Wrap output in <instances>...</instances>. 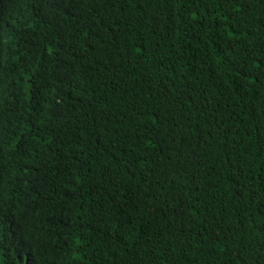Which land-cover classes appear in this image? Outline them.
I'll use <instances>...</instances> for the list:
<instances>
[{
	"label": "trees",
	"instance_id": "obj_1",
	"mask_svg": "<svg viewBox=\"0 0 264 264\" xmlns=\"http://www.w3.org/2000/svg\"><path fill=\"white\" fill-rule=\"evenodd\" d=\"M0 264H264V0H0Z\"/></svg>",
	"mask_w": 264,
	"mask_h": 264
}]
</instances>
